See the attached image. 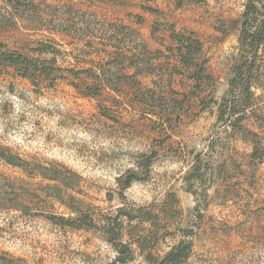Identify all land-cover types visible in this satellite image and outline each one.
I'll use <instances>...</instances> for the list:
<instances>
[{
	"label": "rangeland",
	"instance_id": "rangeland-1",
	"mask_svg": "<svg viewBox=\"0 0 264 264\" xmlns=\"http://www.w3.org/2000/svg\"><path fill=\"white\" fill-rule=\"evenodd\" d=\"M31 1L33 9L21 18L23 7L15 11L0 0V41L6 49L35 56L28 47L49 42L58 52L56 66L90 68L113 41L79 34L77 28L90 21V30L107 37L110 21L125 24V45H136V53L145 45L155 64L156 72L140 80L151 87L155 81L154 88L169 105L155 108L164 112L162 120L131 101L128 84L89 97L72 85L89 82L84 75L78 80L62 71L52 85L34 87L7 68L0 70V144L23 159L57 162L79 173L75 197L97 217L114 215L120 206H144L154 213L165 208L167 219L161 214L157 227L133 222V234L152 229L149 242L155 245L145 251L133 245V260L127 264H150L147 254L163 256L180 238L177 222L191 230L193 249L184 264H264V159H250L252 145L217 123L216 107L209 101L211 91L218 99L227 89L244 0ZM67 22V32L61 31ZM172 30L200 40L212 85L203 83L198 89L187 73L169 76L176 64L168 50ZM256 95L264 106V90L257 89ZM151 152L155 158L146 173L137 165ZM196 154L203 162L201 182L190 177ZM133 168L144 179L126 188L122 200L117 178ZM0 171L30 181L19 169L1 163ZM170 193L178 198L175 209L167 201ZM52 210L69 214L58 203ZM36 211L38 205L23 211L0 208V254L7 252L25 264L115 263L117 253L100 230L54 225L33 216Z\"/></svg>",
	"mask_w": 264,
	"mask_h": 264
},
{
	"label": "trees",
	"instance_id": "trees-1",
	"mask_svg": "<svg viewBox=\"0 0 264 264\" xmlns=\"http://www.w3.org/2000/svg\"><path fill=\"white\" fill-rule=\"evenodd\" d=\"M15 11L23 7L19 16L22 18L25 11L33 9L31 0H5ZM79 17L85 13L78 12ZM30 16L26 15V19ZM90 21L84 22L85 28H77L79 34L85 32L98 39L113 41L111 50H102L105 57L90 68L74 69L60 68L56 66L58 53L49 42L35 41L28 47L35 56L6 49L0 41V70L12 68L17 76L27 79L34 87H39L43 82L52 83L59 78V73L67 71L74 78L81 80V76L89 79L84 80L82 85L72 84L83 96H98L103 88L119 91L118 84H128L132 102L152 109V115L164 119V112H156L155 108L169 105L165 101L164 93L157 91L155 81L153 87L144 84L140 78L150 75L155 70V64L151 61V52L140 45V51L136 53L137 46L125 45L127 26L122 23L111 22L108 24L112 32L106 37L95 34L90 30ZM100 20H96L97 24ZM67 26H60L61 31H66ZM238 37L236 54L230 66V78L227 82L226 91L217 99L212 95L209 101L216 107V121L225 125L232 132L238 134L243 140L252 145L251 160L261 161L264 159V106L259 105L257 89L264 90V0H244L243 10L237 22ZM122 34V36H121ZM171 45L168 50L174 53L176 64L171 65L169 76L172 74L187 73L194 87L200 89L204 84L212 85V76L206 71L205 60L201 59V42L191 34L176 32L170 33ZM44 55H53L44 58ZM164 101V102H163ZM202 103L205 99L201 98ZM207 107V102L203 106ZM155 158V153L143 154L138 163L142 169H150ZM194 166L190 172L191 179L202 181L203 162L199 154L195 155ZM0 163L19 169L24 176L30 179L25 181L20 178H12L0 171V208L6 210H25L30 205H38V211L33 216H41L54 225L67 226L74 229H98L102 232L105 241L110 244L117 253L114 264H127L133 260L134 247L141 251L152 248L155 241L152 227L159 226L161 214L167 219L165 208L154 213L147 207H125L117 208L114 215H102L97 217L92 210L85 209L84 202L75 197L82 181V177L76 171L57 162L41 163L23 159L14 153L9 147L0 144ZM207 168V165L205 166ZM137 169H128L117 178L119 196L124 200V191L133 182L140 181ZM33 180H38L33 182ZM196 190H193L195 193ZM167 201L172 202L173 209L178 203L174 193L167 196ZM54 203L64 206L69 214L67 216L54 212ZM48 207V210L46 207ZM171 207V208H172ZM177 211V210H175ZM178 212V211H177ZM163 218V219H164ZM134 221L149 223L151 228L146 233H135ZM176 228L180 233L179 240L173 244L163 256L156 258L147 254L150 264H184L190 257L193 243L190 239L191 230L186 228L182 222H177ZM127 237V239H125ZM150 243V244H148ZM0 264H25L20 258H15L7 252L0 254Z\"/></svg>",
	"mask_w": 264,
	"mask_h": 264
}]
</instances>
